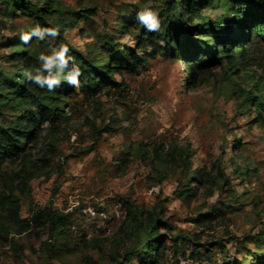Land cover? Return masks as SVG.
Returning <instances> with one entry per match:
<instances>
[{
	"label": "rangeland",
	"instance_id": "obj_1",
	"mask_svg": "<svg viewBox=\"0 0 264 264\" xmlns=\"http://www.w3.org/2000/svg\"><path fill=\"white\" fill-rule=\"evenodd\" d=\"M162 1L46 0L60 11L48 17L0 1L5 127L22 106L4 73L19 83L25 65L14 53L32 26L55 20L58 34L24 46L29 70L61 44L102 64L123 47L143 58L100 88L84 93L80 83H66L67 95L46 89L40 97L62 111L39 125L23 155L0 163V264H264V109L255 106L264 96V39L254 34L245 42L242 65L222 61L189 84V41L153 48L139 22L122 26ZM227 4L214 0L202 10L215 16ZM243 166L247 178L238 175ZM195 169L199 184L190 178ZM188 179L198 187L185 199ZM52 210L64 216L59 233L48 229ZM151 228L161 239L148 258L141 248Z\"/></svg>",
	"mask_w": 264,
	"mask_h": 264
},
{
	"label": "trees",
	"instance_id": "obj_2",
	"mask_svg": "<svg viewBox=\"0 0 264 264\" xmlns=\"http://www.w3.org/2000/svg\"><path fill=\"white\" fill-rule=\"evenodd\" d=\"M0 1L13 3L20 12L33 14L36 17H48L50 14L60 12L58 7L50 10L46 5V0ZM212 1L214 0H163L156 9L161 21L160 30L158 32L145 31L153 48L155 46L153 42L159 41L165 45H169L174 40L178 44L184 41L190 42L191 52L185 62L188 67L189 84L194 83L200 74L211 70L213 66L221 64L222 61L229 67L234 66L236 61L242 65L245 42L251 41L254 34L264 39V0H228V4L221 6V11L215 16L208 15L202 10ZM87 10H92V8H87ZM129 22L137 23L138 21L133 17L131 21L122 23V26H127ZM51 27L57 28L55 20L51 22ZM107 42L114 43L112 39H108ZM141 44L142 38L139 34L136 46L139 47ZM24 46L25 44L21 43L18 51L14 53V57L18 58L22 65H25L19 71L17 77L19 83L17 84L13 77H10L6 72L4 73L5 79L10 81L11 87L17 85L19 102L22 107L9 127L0 125V163L5 159H17L23 155L28 144L37 138L39 125L46 120L57 121L60 118V111H62V109L57 110L42 103L40 97L46 89H41L24 78L23 72L31 62ZM70 50L73 60L70 62L69 68L72 64L79 67L80 90L84 93L88 92L89 88H100L113 83L115 74H119L122 69L132 70L136 68L143 59L135 55L130 47L116 50L114 52L115 57L104 59V64L96 61L94 57L86 58L85 55L75 49ZM33 63L37 64L35 61ZM255 87L257 88V85ZM60 90L61 95H67L70 92V88L63 81L60 88L56 91L53 90L51 94L57 98ZM248 93L251 94V90H248ZM32 102L37 105V112L32 109ZM255 106L258 110L264 109V96L255 99ZM175 155H177L176 159L183 164L187 162V154H182V152L171 153V157L175 158ZM238 175L247 178V167H239ZM190 178L199 184L202 174L195 169ZM189 179L182 192L185 199L194 196L198 187L196 185L191 188ZM6 200L10 204V210L15 214L14 202L8 197ZM46 215L48 216V229L55 233L56 226H61L64 223L62 221L64 216L53 210L47 211ZM148 220L149 222L151 220L153 224L155 222L156 224L160 223L155 221L151 214L148 215ZM163 224L165 223L163 222ZM155 235L156 230L151 228L147 232L145 245L141 248L143 255L148 258L154 256L152 251L156 252V247L160 244L161 238H156Z\"/></svg>",
	"mask_w": 264,
	"mask_h": 264
},
{
	"label": "clouds",
	"instance_id": "obj_3",
	"mask_svg": "<svg viewBox=\"0 0 264 264\" xmlns=\"http://www.w3.org/2000/svg\"><path fill=\"white\" fill-rule=\"evenodd\" d=\"M137 21L147 32H158L161 27V21L158 14L149 4H146L142 10L136 13ZM58 28L42 27L39 24L32 26L28 31L20 35V40L27 45L32 37L43 40L46 36L56 37ZM39 66L32 69H25L23 76L27 81L38 86L41 89L53 91L59 87L61 81L66 82L73 87H79L80 69L75 64L69 68L73 60L69 53V48L61 44L58 48H53L49 53H40L37 57Z\"/></svg>",
	"mask_w": 264,
	"mask_h": 264
}]
</instances>
